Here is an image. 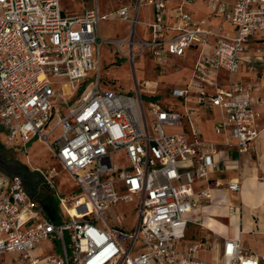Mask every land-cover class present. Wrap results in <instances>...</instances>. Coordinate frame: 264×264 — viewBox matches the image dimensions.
I'll list each match as a JSON object with an SVG mask.
<instances>
[{
    "label": "built area",
    "instance_id": "2783aa9c",
    "mask_svg": "<svg viewBox=\"0 0 264 264\" xmlns=\"http://www.w3.org/2000/svg\"><path fill=\"white\" fill-rule=\"evenodd\" d=\"M92 1L83 13L69 14L61 0H0L2 143L27 151L38 138L73 180L72 193L63 196L57 168H35L45 178L41 187L54 192L53 217L29 197L19 175L0 174V255L11 253L24 264H264V253L245 249L239 237L226 239L220 261L199 255L207 244L182 243L187 214L201 198L210 202L212 196L209 188L195 191L193 184L218 166V143L203 138L201 108L219 109L213 128L224 136L222 145L232 141L238 154L254 156L262 117L258 106L264 104V46L251 43L264 32V0H236L230 10L221 4L236 26L233 34L193 21L185 6L194 0H179L171 8L169 26L163 20L166 2L147 0L156 20L147 24L145 38L136 29L142 0L135 14L128 6L101 14ZM111 17L129 23L126 36L100 35V21ZM167 27L177 33L164 36ZM104 43H114L133 66L143 53L154 52L162 68L167 54L197 49L187 83L171 89L184 110L147 101L140 90L102 88ZM244 63L256 69L253 80L234 77ZM221 69L228 87L217 82ZM88 81L89 88L71 105L63 86L76 90ZM58 128L61 133L51 139ZM227 185L232 191L241 188L238 180ZM129 201H136L139 211L133 232L119 207Z\"/></svg>",
    "mask_w": 264,
    "mask_h": 264
},
{
    "label": "crops",
    "instance_id": "0c3cea01",
    "mask_svg": "<svg viewBox=\"0 0 264 264\" xmlns=\"http://www.w3.org/2000/svg\"><path fill=\"white\" fill-rule=\"evenodd\" d=\"M164 1L166 2V9L163 12V20L164 23L169 26L173 23L171 18V8L177 5L179 0ZM235 1L236 0H194L193 3H189L185 7L186 10L192 15L193 21L198 22L204 20L206 22V26L218 34L227 32L233 34L236 26L226 19L220 7L223 3L225 4L226 9L230 10L233 7ZM71 2H76L78 4L79 7L77 10H74L70 6ZM61 3L65 11H67L69 14H80L83 13L88 6L92 5L93 1L61 0ZM97 4L101 14L112 13L121 6H128L130 12L135 14L137 0H117L114 5L111 6V9L103 8L100 0H97ZM146 8L150 9L149 18H146L144 15V10ZM137 17L138 23L136 25V29L138 37H148L149 28L147 24L153 23L156 20L154 5L149 3L147 0H142V3L137 11ZM104 20L124 21L120 18L111 17L109 19H102L100 23ZM127 25L128 32L129 23ZM176 33L177 32L175 30L167 27L163 35L166 37H172ZM127 34L128 33H126V35ZM251 45L253 48L256 46H264V32L253 36ZM206 50L208 53H211L213 50L212 45H209ZM148 54L153 60V64L158 65L154 52H148ZM197 56L198 50L195 48L188 49L183 56L167 54L165 66L164 68L159 67L158 76L162 78L164 75H166V73H181L174 81L170 82L171 85L167 86V92L165 95L163 91L151 90L150 92H146L144 97L146 96L148 98L145 99L148 101H157L158 99H156V96L153 95V91L158 92V94L160 92V94L162 93L164 97L171 96L173 99L165 101H162L163 99H159L158 101H161L168 106H174L175 109L183 111L184 107L181 101L171 95V89L173 87L183 86L185 83H187ZM139 58L141 57L139 56L137 59ZM184 58H190L191 64L188 65L185 62L179 64L178 60ZM176 67L178 69H176ZM255 70L256 69L250 68L247 63H244L241 66L239 72H237L234 77L237 80H253ZM261 70L262 74H264V68ZM216 79L220 86L228 87L229 79L224 69H221L217 73ZM101 87L105 89L124 90L123 88L117 86L112 87L109 85H101ZM208 88L211 89L210 87ZM164 91H166V89ZM262 93L264 95V89L262 90ZM191 105H193V103H191ZM258 108L262 112V117L259 120L260 134L254 143V156L252 159L245 154H238L232 141L228 146L221 144L225 141V138L222 135H217L213 128L215 122L220 117L219 109H216L214 112H209L206 109L201 108L200 113L197 115L200 126L207 121L212 122V133L205 135L203 129L202 131L204 139L218 143V166L215 170L209 173L207 179H197L193 184L195 191L209 188L212 196L210 202H205V200L201 198L199 204L187 214V226L182 243L201 242L203 245H209L208 249L202 248L199 250V255L205 259L220 261L222 257L223 245L226 239L232 237H239L245 249L258 254L264 253V104L258 106ZM0 149L4 152L5 157L8 160H19L11 155V150L16 148L5 146L2 143L1 131ZM2 173L5 172L0 169V174ZM229 180L240 181V190H230L227 185ZM40 192H45L42 190L41 181L38 182V189L33 194V196L41 202L40 199L42 198V195H39L38 197ZM203 229L206 232H202ZM201 253H209L210 257L202 256Z\"/></svg>",
    "mask_w": 264,
    "mask_h": 264
},
{
    "label": "rangeland",
    "instance_id": "374dc122",
    "mask_svg": "<svg viewBox=\"0 0 264 264\" xmlns=\"http://www.w3.org/2000/svg\"><path fill=\"white\" fill-rule=\"evenodd\" d=\"M117 0H100L103 8H110L114 5ZM136 1V0H134ZM70 6L74 9H78V4L76 2H71ZM144 15L146 18L150 17V9L146 8L144 10ZM128 23L121 20H104L100 23V35L102 37H122L126 35ZM141 58H136V63L133 66L129 59L118 51L117 46L114 43H104L100 51V59L102 65V75L101 81L103 85L117 86L121 87L124 90L131 93H138L140 90L141 94L144 96L146 92L151 90L163 91L164 95L167 92V86L171 85V81H174L180 73H166L162 78L158 76L159 65L153 64V60L148 53H143ZM179 64L185 62L186 64H191L190 58H184L178 60ZM181 67V66H180ZM174 71V70H173ZM182 71V69H181ZM96 71L90 73L91 80L95 78ZM144 80V82H143ZM89 88V81L85 83L82 87L72 90L69 86H63L65 92H68L70 95L67 97L71 105L75 104V100L80 97L83 92ZM166 89V91H164ZM153 95L156 96V99L162 101L173 99L171 96L164 97L162 93L153 91ZM158 94V95H157ZM162 95V96H161ZM148 97H144V99ZM148 101V100H147ZM161 102V101H160ZM162 103V102H161ZM164 104V103H163ZM60 106V105H58ZM66 107V106H65ZM150 114V113H149ZM57 121V118H54V123ZM211 121H207L202 124V129L205 135L212 133ZM62 128H58L55 134L51 137L53 139L55 135L61 133ZM11 155L19 159L23 166H26L29 170L35 172L36 167H50L54 166L59 171L58 176L56 177L57 188L61 195L69 196L73 191V180L68 175V173L63 169V167L56 161L53 157L49 146L46 143L41 142L38 138H34L27 145V151L21 149H12ZM124 164H127L125 162ZM128 166V165H127ZM43 186V185H42ZM45 192H40L38 194L42 197L46 194L47 199L52 197L55 199L54 192H49L44 187L42 188ZM121 212L126 215L124 219V224L128 231L135 230V220L139 214L138 206L136 201H129L126 203L120 204ZM45 208V207H44ZM202 232H206L204 229ZM140 243L136 244L135 250L137 251L140 248ZM57 252H61V247L57 241ZM202 256L210 257V254L201 253ZM13 254L6 253L0 255V264H24L19 261L13 260Z\"/></svg>",
    "mask_w": 264,
    "mask_h": 264
},
{
    "label": "water",
    "instance_id": "95a60500",
    "mask_svg": "<svg viewBox=\"0 0 264 264\" xmlns=\"http://www.w3.org/2000/svg\"><path fill=\"white\" fill-rule=\"evenodd\" d=\"M0 169L9 175H19L24 181L26 193L31 198L34 192L31 190L30 181L35 184V191L38 189V182L44 180L45 178L39 173L29 170L26 166H23L19 160L11 159L8 160L5 157L4 152L0 149ZM24 172L29 174L30 179H26Z\"/></svg>",
    "mask_w": 264,
    "mask_h": 264
},
{
    "label": "trees",
    "instance_id": "16d2710c",
    "mask_svg": "<svg viewBox=\"0 0 264 264\" xmlns=\"http://www.w3.org/2000/svg\"><path fill=\"white\" fill-rule=\"evenodd\" d=\"M40 200L46 207V209L50 212V214L55 217L54 213L57 210V203L55 202V199L53 200L52 197L47 199V195L45 194Z\"/></svg>",
    "mask_w": 264,
    "mask_h": 264
},
{
    "label": "flooded vegetation",
    "instance_id": "af4514ba",
    "mask_svg": "<svg viewBox=\"0 0 264 264\" xmlns=\"http://www.w3.org/2000/svg\"><path fill=\"white\" fill-rule=\"evenodd\" d=\"M24 175H25V178L26 179H30V176H29V174H27V172H24ZM31 180V179H30ZM30 187H31V190L35 193L36 191H35V184H34V182H32V181H30Z\"/></svg>",
    "mask_w": 264,
    "mask_h": 264
}]
</instances>
